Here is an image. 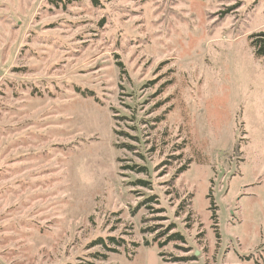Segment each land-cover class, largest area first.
<instances>
[{
  "label": "rangeland",
  "instance_id": "374dc122",
  "mask_svg": "<svg viewBox=\"0 0 264 264\" xmlns=\"http://www.w3.org/2000/svg\"><path fill=\"white\" fill-rule=\"evenodd\" d=\"M97 1L0 0V264H264V0Z\"/></svg>",
  "mask_w": 264,
  "mask_h": 264
},
{
  "label": "trees",
  "instance_id": "16d2710c",
  "mask_svg": "<svg viewBox=\"0 0 264 264\" xmlns=\"http://www.w3.org/2000/svg\"><path fill=\"white\" fill-rule=\"evenodd\" d=\"M93 2H98L97 0H93ZM252 41H251V44L254 48V51H255V54L258 56V57H264V31L263 32H260V33H256V34H253L252 36ZM126 147H129L131 148L129 145H124ZM142 170L144 168H141ZM184 169L181 170V172H183ZM141 183H144L145 182H142L140 181ZM172 239H183V237L178 234V233H175L173 235H171L170 239L169 240H172ZM165 243H160V246L162 247ZM146 245L148 246L149 243L147 242ZM162 255V253L160 254Z\"/></svg>",
  "mask_w": 264,
  "mask_h": 264
}]
</instances>
